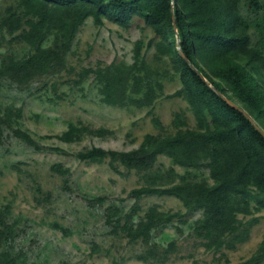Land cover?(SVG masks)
<instances>
[{
  "label": "rangeland",
  "instance_id": "374dc122",
  "mask_svg": "<svg viewBox=\"0 0 264 264\" xmlns=\"http://www.w3.org/2000/svg\"><path fill=\"white\" fill-rule=\"evenodd\" d=\"M25 13L17 0H0V67L36 51L38 36L28 33ZM155 36L142 16L128 27L107 19L97 25L88 17L66 51L61 38L43 42L60 52L47 73L22 84L0 79V209L17 232L10 247L20 264H237L256 253L264 239L262 211L240 214L244 223L259 220L247 237L229 236L221 249L207 248L196 236L201 211L154 228L146 237L134 236L151 209L187 213V208L175 196L136 199L130 192L185 179L212 181L206 162L187 166L161 154L151 169L138 171L120 164L114 169L108 161L83 162L75 155L93 146L127 151L139 147L147 134L196 126L188 103L167 97L181 82L170 61L159 60L155 47H148ZM259 38L254 35V42ZM139 40L154 80L163 84L159 97L143 108L104 103L85 69L97 62L132 64ZM9 110L10 122L3 119ZM71 125L100 131L66 140ZM55 164L64 172L53 170Z\"/></svg>",
  "mask_w": 264,
  "mask_h": 264
},
{
  "label": "trees",
  "instance_id": "16d2710c",
  "mask_svg": "<svg viewBox=\"0 0 264 264\" xmlns=\"http://www.w3.org/2000/svg\"><path fill=\"white\" fill-rule=\"evenodd\" d=\"M17 1L26 12L28 33L38 36V43L30 57L0 67V79L22 84L47 73L60 52L51 45L42 46L43 42L50 36L61 38L66 51L88 17L97 25L107 19L128 27L134 17L142 16L156 35L148 47H155L159 60L170 61L181 82L167 97L188 103L196 120L194 128L147 134L139 147L127 151L93 146L75 154L83 162L108 161L114 169L120 164L138 171L151 169L161 154L187 166L206 162L212 181L185 179L166 188L130 192L136 199L146 194L175 196L187 208V213L151 209L134 236L146 237L154 228L201 211L194 232L207 248L221 249L229 236L247 237L259 218L244 223L239 215L264 212V0ZM243 3H247L248 15ZM254 35L260 36L256 42ZM142 49L139 40L132 64L103 67L97 62L85 69L96 80L104 103L138 108L154 105L163 84L154 80L155 72ZM225 98L247 111L251 119ZM17 114L21 115V109ZM13 116L9 110L3 119L10 122ZM86 131L100 130L71 125L64 139ZM62 167L55 164L52 169L63 173ZM4 212L0 209V264H20L10 247L17 232ZM237 264H264V239L255 254Z\"/></svg>",
  "mask_w": 264,
  "mask_h": 264
},
{
  "label": "water",
  "instance_id": "95a60500",
  "mask_svg": "<svg viewBox=\"0 0 264 264\" xmlns=\"http://www.w3.org/2000/svg\"><path fill=\"white\" fill-rule=\"evenodd\" d=\"M180 45V43L178 42V46ZM183 57H185L184 55H182ZM225 100L228 102V103H230L231 105H233V106H235L236 108H238V109H240L244 114H246L248 117H250L249 116V114L247 113V111H245L243 108H241L239 105H237V104H235L232 100H229V99H227V98H225ZM250 119H251V117H250ZM253 120V119H252Z\"/></svg>",
  "mask_w": 264,
  "mask_h": 264
}]
</instances>
